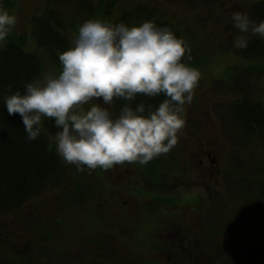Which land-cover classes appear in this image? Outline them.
Listing matches in <instances>:
<instances>
[{
    "label": "rangeland",
    "instance_id": "obj_1",
    "mask_svg": "<svg viewBox=\"0 0 264 264\" xmlns=\"http://www.w3.org/2000/svg\"><path fill=\"white\" fill-rule=\"evenodd\" d=\"M85 1H91L94 6L99 3V0ZM10 2L9 11L15 13L17 23L8 38L24 34L26 49L41 57L43 72L58 73L60 63L55 65L50 62L43 49L34 44L31 38L32 16L54 10L51 15L65 27L71 44L79 25L86 19L99 17L113 23L138 24L142 21L130 14L140 7H147L154 9L157 19L168 20L180 29L183 38L194 48L195 59L199 61L194 66L200 69L201 79L194 90L192 102L185 106L186 122L177 144L157 158L159 164H173V173L178 171L165 179L166 187L147 186L157 190L156 194L145 189L141 184L145 182L149 185L145 165L138 162L115 165L109 170L97 168L89 171L85 168L79 171L75 165L62 160L65 173L58 184L44 188L14 210L0 212V264L176 263L181 257H174L173 221L165 223L170 225L166 227L165 237H156L163 246L162 251L149 234L159 229L160 203L165 189L169 194L182 188L190 192L193 183L190 173L185 171L190 172L194 151L203 148L214 150L219 156V168L223 171L264 168V133L246 137L239 121L233 120L237 103L259 101L264 107V59L257 61L254 71L249 67L253 59L245 58L244 49H236L232 44L237 29L232 27L231 13L247 6L240 0H118L110 15L105 17L100 13H86L79 0ZM248 11L256 19L252 6L248 7ZM248 35L253 41L255 37L251 33ZM45 129L54 144L52 137L57 128ZM231 182H234L232 186L235 190L241 188L240 183L232 179H229L228 186ZM78 184L87 185L89 189L84 200L73 203L69 197H78ZM257 198L242 194L235 196V193L224 198L226 204L223 210L227 217L230 216V220L224 222L225 227L229 228V223L235 226H230L231 230H244L249 235L245 239H250V245L257 243V229H264V207L257 204ZM187 199L189 203L190 198ZM218 203L215 199L212 206L202 205V212L217 211L221 205ZM211 231L213 234V230H208L209 233ZM243 241L244 235L231 237L228 247L234 248ZM154 247L156 251H152ZM229 254H234V251L230 250ZM202 257L198 255L200 263H204ZM180 261L192 264L194 259L183 257ZM223 261L218 258L213 264H222Z\"/></svg>",
    "mask_w": 264,
    "mask_h": 264
},
{
    "label": "clouds",
    "instance_id": "obj_2",
    "mask_svg": "<svg viewBox=\"0 0 264 264\" xmlns=\"http://www.w3.org/2000/svg\"><path fill=\"white\" fill-rule=\"evenodd\" d=\"M260 2L240 0L247 7L231 13L234 48L246 49L249 33L264 40V19L248 11ZM16 23L15 13L0 0V49ZM187 53L189 43L153 19L131 25L86 19L70 46L59 52L58 73L42 72L0 100L10 116L20 115L29 141L53 120L56 154L79 171L145 165L168 153L185 126V106L201 79L200 69L186 62ZM138 95L164 98L156 105L133 103ZM117 99L125 101L118 110Z\"/></svg>",
    "mask_w": 264,
    "mask_h": 264
},
{
    "label": "trees",
    "instance_id": "obj_3",
    "mask_svg": "<svg viewBox=\"0 0 264 264\" xmlns=\"http://www.w3.org/2000/svg\"><path fill=\"white\" fill-rule=\"evenodd\" d=\"M10 1L11 0H4L5 6L8 9L12 6ZM79 1L82 3L81 6L86 13H100L101 16L103 15L106 17L110 15L118 0H99V3L95 6L91 1ZM251 6L253 16H255L257 20L264 19V0ZM51 12H54V10L32 16L31 38L37 47L43 49L50 62L59 65L58 54L60 51L70 46V42L65 27L53 18ZM154 12V9L140 7V9L135 10L134 14L130 15H134L139 21L153 19L160 26L168 25L178 36L183 37L180 29H178L175 24L168 20L157 19L154 16ZM252 40L253 41L249 40L248 47L243 51L245 54L243 56L247 59H253L252 65L249 67L255 71L257 61L260 62L261 59H264V40L257 37ZM26 46V36L24 34H15L8 38L5 47L0 49V95L10 90H23L26 81L37 77L43 72L41 57L37 53L26 49ZM189 54L191 55L190 61L187 60V55ZM185 60L192 65L199 63L197 58L195 59V51L191 46L190 53L186 54ZM9 86H11V88H9ZM163 98V95L151 98L138 95L136 101L133 103H138L142 100L146 104L152 103L156 105ZM245 101L247 103H245ZM245 101H242L244 103L241 102V104H235L236 111L233 114V120L239 121L241 127L246 132V135L244 134L246 137L252 135L257 136V134L264 133V107L259 101ZM123 103H125V101L122 99H117L115 101L117 110ZM50 127H55L53 120H47L44 123V128ZM157 158L158 157L145 164V174L147 175L145 177L149 185H146L145 182H141L142 186L153 194H156L155 192L157 191H154L153 188L160 189L166 187L165 179L168 178V176L178 173V171L173 173V164H159ZM64 173L65 165L62 159L56 154L55 146L48 132H42L41 136L35 141L27 140L20 115L14 114L10 116L7 113L3 100H0V212L14 210L22 206L25 201L41 192L44 188L58 184L60 179L64 177ZM147 186H152L153 188H148ZM77 187L78 192L76 194H78V197L76 199H73V196L69 197L70 201L73 203L84 200L87 189H89L87 185L82 186L78 184ZM183 191H186L185 188H182L179 192L175 191L174 194H169L167 189L164 191L165 194L163 195L165 196L162 203H160L159 210V229L157 228L158 230L149 234L150 237L161 246V251L163 250V246L157 238H159V235L161 237L163 228L166 224L173 221V214L178 213L177 206L184 196ZM179 193L182 194V197H180ZM188 197L189 195H186L185 199L188 200ZM147 200H149V203L152 202L151 199ZM146 205L152 206V204L148 203H146ZM169 207H171L170 210H168ZM170 216H172L171 221H167ZM168 227H170V225ZM152 251H156V247H154ZM231 257L232 261L233 256ZM234 259L239 260L241 264H249V259L247 258ZM162 262L163 261H160L156 264H163ZM230 264H233V262Z\"/></svg>",
    "mask_w": 264,
    "mask_h": 264
},
{
    "label": "flooded vegetation",
    "instance_id": "obj_4",
    "mask_svg": "<svg viewBox=\"0 0 264 264\" xmlns=\"http://www.w3.org/2000/svg\"><path fill=\"white\" fill-rule=\"evenodd\" d=\"M193 157H196V159H193ZM193 157L190 161L192 165H189L190 172L188 170L185 171L190 173L193 186H191L190 192L183 191V197L179 193L182 198L177 206L178 213L173 214V226L175 228L172 235L175 237V242L172 246L174 257L180 256V259L192 257L194 259L192 264H213V261L218 258L224 259L222 264H230V262L241 264L239 260L234 258H247L249 259V264H264V229H257V237H259L257 238V243L250 245V239H245L249 235L245 234L244 230H241V232H238L240 231L239 229L238 231L231 230L229 228L235 226L229 223V228L225 227L224 222L225 220H230V216L227 217V213L223 210V205L226 204L224 198H229L230 193H235V196L242 194L249 196V198L258 197L255 201L257 204H263L262 207H264V200L262 199V196L264 197V168L252 167L246 171L239 168L227 171L220 170L219 156L214 150L209 148H203L197 152L194 151ZM225 178L227 179L226 182L224 181ZM229 179L237 180L241 188L235 190L232 186L234 182L230 183L232 187L228 186ZM225 184H227V187H225ZM228 188L234 191L231 192ZM253 191H256V194H253ZM186 195L191 198L189 203L185 199ZM215 199L219 202L218 204H221L218 210L215 209L218 212H202V205L212 206ZM198 207H200V211H197ZM132 209L133 206L130 210L132 211ZM240 215L241 213L237 214L236 217ZM166 227L168 226L163 228L161 238L166 235ZM208 230H213V234L212 231L209 233ZM242 235H244L243 243L236 244L234 248L229 249L230 238ZM247 241L248 246H246ZM248 248L249 250H247ZM230 250L234 251V254L230 255ZM198 255L203 256L204 263L199 262ZM231 256H233L232 261ZM180 259L174 264H178V262L182 264ZM207 259L210 261H207Z\"/></svg>",
    "mask_w": 264,
    "mask_h": 264
}]
</instances>
